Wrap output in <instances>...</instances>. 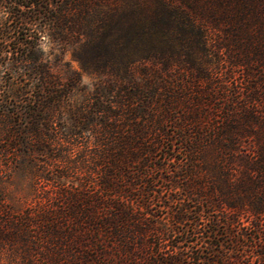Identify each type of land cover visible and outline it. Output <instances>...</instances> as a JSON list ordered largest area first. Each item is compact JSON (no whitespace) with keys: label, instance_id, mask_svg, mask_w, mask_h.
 <instances>
[{"label":"trees","instance_id":"16d2710c","mask_svg":"<svg viewBox=\"0 0 264 264\" xmlns=\"http://www.w3.org/2000/svg\"><path fill=\"white\" fill-rule=\"evenodd\" d=\"M46 31L107 77L85 104ZM2 72L42 195L0 197V264H264V0H0Z\"/></svg>","mask_w":264,"mask_h":264},{"label":"rangeland","instance_id":"374dc122","mask_svg":"<svg viewBox=\"0 0 264 264\" xmlns=\"http://www.w3.org/2000/svg\"><path fill=\"white\" fill-rule=\"evenodd\" d=\"M213 38L219 39L220 34L213 35ZM39 46L42 51L43 59L46 61L52 73L58 75L61 79H65L66 76L71 73H76L78 75L82 90L71 97V101L74 104H85L92 95L95 86L107 78L104 75L84 69L72 56V49L69 47L62 48L61 44L57 43V41L49 35L48 31L42 35ZM201 58H204V56ZM219 67H221V71L231 70L224 65H219ZM0 74V76H2V85L11 83L10 86H1V88L6 89L8 87V92L13 91V88L17 86V82L14 81V79L7 81L8 75L4 72ZM179 77L183 81H189L191 79V75L185 70L181 71ZM240 81L242 80H237L236 86H240ZM253 82L255 83V81ZM0 94H2V90H0ZM9 95L14 97L11 92ZM0 144H2L1 140ZM4 144L5 143H3V145ZM206 162L209 163V159L207 160L206 158ZM38 166H41L40 160L24 156L20 152V149L15 150L12 155L10 153L6 156L0 154V197L3 198L5 204L12 207L14 210H20L39 200L42 191L40 187L41 183L36 176L35 170ZM204 171L206 172V170ZM158 175L159 174H155L156 177H158ZM218 217L222 218L220 214ZM246 232L249 234L253 233L250 229Z\"/></svg>","mask_w":264,"mask_h":264}]
</instances>
